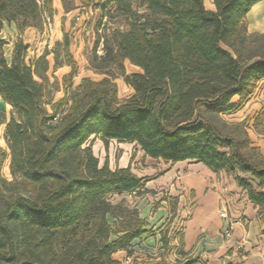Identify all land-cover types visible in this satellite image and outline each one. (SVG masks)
Instances as JSON below:
<instances>
[{
    "label": "trees",
    "instance_id": "trees-1",
    "mask_svg": "<svg viewBox=\"0 0 264 264\" xmlns=\"http://www.w3.org/2000/svg\"><path fill=\"white\" fill-rule=\"evenodd\" d=\"M52 1L0 0V31L7 23L18 33L9 62L0 37V97L16 112L4 137L10 174L20 179L8 181L0 172V264H122L113 254L146 232L138 216L122 226L108 221L123 213L107 195L142 190L144 179L129 166L111 169L106 159L98 166L89 145L94 137L105 147L110 140L134 143L166 163L195 161L224 170L264 220V156L244 119L235 123L237 133L214 119L240 109L264 80V53L248 40L244 24L261 0H212L214 10L203 0H79L84 7L96 1L110 22L87 59L131 87L122 101L109 76L82 77L71 94L52 99L48 70L70 66L62 77L65 89L76 72L66 32L54 44L52 65L47 50L26 62L21 35L43 28L45 15L54 13ZM60 1L64 12L76 7L75 0ZM263 115L254 118L262 133ZM4 153L0 148V159Z\"/></svg>",
    "mask_w": 264,
    "mask_h": 264
},
{
    "label": "rangeland",
    "instance_id": "rangeland-1",
    "mask_svg": "<svg viewBox=\"0 0 264 264\" xmlns=\"http://www.w3.org/2000/svg\"><path fill=\"white\" fill-rule=\"evenodd\" d=\"M203 1L205 7L209 9L208 1ZM96 4L97 2L93 1L91 5L84 7L81 6L79 0H75L76 7L63 15V11L60 9L58 2L53 0L52 6L54 8V14L51 18H47L45 15L43 28L41 30L33 27L26 28L21 35L27 50L26 62H33L35 57L39 56L44 50H47L48 54L46 58L52 65L54 62L53 51L55 42L62 40L64 32L68 34L70 52L76 64V72L71 78L70 85L65 89V82L62 77L69 72L70 66L62 64L55 70H52V68L48 70L47 74L50 83L47 88L50 90L53 100L63 96L64 92L71 94L75 91L82 77H88L92 80H99L103 76L111 77L112 81L116 84L119 101L124 100L132 93L131 87L115 71L96 70L88 62L87 55L90 53L94 39L98 34L102 36L111 26L110 22L101 16ZM62 15L63 17H61ZM244 24L248 40L255 41L257 49L264 53V38L260 36L264 32V0L253 8L249 16H246ZM17 36L18 33L15 26H8L7 23H4L0 31V37L6 40L3 52L8 62L11 59L12 48ZM102 41L103 38L100 39V44L97 48L98 55L103 53ZM9 48L10 54H8ZM59 59H63V52H60ZM263 87L264 83L259 82L253 94L245 101V104L252 97L260 94ZM245 104L234 112L221 113L215 116V121L225 131L237 133L238 129H236L235 123L244 118L246 121L245 126L248 128L247 119L250 110L249 108H244ZM11 115L16 116L15 110L0 97V148L5 152L0 159V172L8 181L14 179L20 182L19 178H13L10 174L9 156L7 154L8 148L4 137L5 124ZM89 145L91 146L93 154L98 159V166H102L105 159L109 167L126 164L131 171L144 179L142 190L107 195V199L111 203L118 204L121 207V210H118V212L123 213V216L120 215V217L108 215V221L110 223L119 221L118 224L122 226L128 221L126 220L128 216H138L146 221L144 228L148 236L155 237L157 232L160 233L159 236L157 235L159 238L157 242H163V238H166V233L170 230L169 224L171 222L175 224L174 229L171 230V236L177 235L180 232L179 229L182 228L183 222L191 216L192 209L195 207L194 193L184 184V177L188 172V167L186 166L189 163L174 164L163 162L160 159L146 158L142 155V151H138L137 145H135L136 149L133 150L130 144L117 140L109 141L107 147H105L98 137H94L89 141ZM125 150L128 152L130 150L131 155L129 160L123 162L120 158ZM19 188L22 190V185ZM220 207L218 208V214ZM158 210L162 212V215H160L158 223L155 222L150 226L151 216ZM143 242V240L138 238L133 239L127 248L120 249L123 252L116 255V257L121 258L122 262H124L125 257L128 256L129 260L127 264L149 263L158 257L173 261L174 257L170 255L169 249L164 248L161 251L159 245L157 250H152L148 244H144ZM114 254L113 257H115Z\"/></svg>",
    "mask_w": 264,
    "mask_h": 264
},
{
    "label": "crops",
    "instance_id": "crops-1",
    "mask_svg": "<svg viewBox=\"0 0 264 264\" xmlns=\"http://www.w3.org/2000/svg\"><path fill=\"white\" fill-rule=\"evenodd\" d=\"M54 1L58 2L63 15H65L67 12H64L62 4H60L61 1ZM207 1L209 10H214L213 1ZM262 1L254 4L247 16ZM7 25L11 26L14 24ZM260 83H264V80H261ZM245 107L250 110L247 119V134L252 144L257 146L264 156V133L257 131L254 126L255 116L259 112H264V87L260 94L246 102ZM261 122L264 124V115ZM100 141L102 142L101 139ZM124 143L130 144L133 150L136 149L134 143ZM137 149L142 151L139 147ZM142 153L144 155L143 151ZM130 155V150L129 152L125 150L120 158L121 161L129 160ZM144 156L150 158L146 155ZM186 162L189 164L186 166L188 167V172L184 177V184L194 193L195 207L192 209L191 216L183 222L182 228L179 229L180 232L177 235L171 236V230L174 229L175 224L174 222L169 224L170 230L166 233V243L164 241L157 242L159 232H157L158 236L156 235L155 237L144 233L138 238L143 240L144 244H148L152 250H157L159 245L161 251L164 248L169 249L170 255L174 257L173 261L158 257L152 262L164 259L168 262L176 263L188 257H197L198 260L195 264H264V220L257 214V208L248 200L246 193L238 186L234 178L224 170L214 172L204 164L195 161H180L174 164ZM126 166L124 164L110 168ZM222 205L228 207L229 215L235 221L229 236L224 235L223 231L226 222L218 214V208ZM161 213L158 210L152 214L150 226L155 222L158 223ZM169 245L170 247H168ZM122 252L123 250H118L114 254L115 258L121 262V258L116 257V255Z\"/></svg>",
    "mask_w": 264,
    "mask_h": 264
},
{
    "label": "built area",
    "instance_id": "built-area-1",
    "mask_svg": "<svg viewBox=\"0 0 264 264\" xmlns=\"http://www.w3.org/2000/svg\"><path fill=\"white\" fill-rule=\"evenodd\" d=\"M219 215L226 222V226L224 228L223 233H224L225 236H229L230 233H231V231H232V228H233V225H234L235 221L230 217L229 210H228V207L226 205H222L220 207V209H219ZM128 260H129V257L126 256L124 262H122V263L123 264L124 263L127 264Z\"/></svg>",
    "mask_w": 264,
    "mask_h": 264
}]
</instances>
